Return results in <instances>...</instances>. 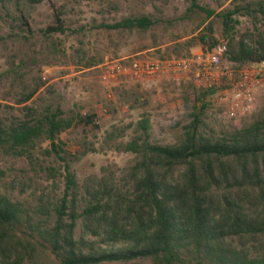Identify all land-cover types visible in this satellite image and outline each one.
Returning a JSON list of instances; mask_svg holds the SVG:
<instances>
[{
	"label": "rangeland",
	"instance_id": "374dc122",
	"mask_svg": "<svg viewBox=\"0 0 264 264\" xmlns=\"http://www.w3.org/2000/svg\"><path fill=\"white\" fill-rule=\"evenodd\" d=\"M264 0H25L0 6V123L10 127L41 120L61 112L62 119L95 117L96 129L75 125L57 136L53 153L42 137L22 150H0V196L19 204L34 224H52L53 209L66 191L64 166L76 184V210L80 214L96 191L104 188L118 196L132 191L131 169L139 158L127 148L140 144L137 124L149 122V141L159 146L176 145L191 113L199 105V87L190 74L150 77L143 81L100 80L102 66L139 58L162 61L184 59L225 42H264V17L258 3ZM53 6L61 14L64 34L48 31ZM194 6L212 13L210 19ZM249 6L251 12L245 13ZM234 13L228 36L218 18ZM144 16L155 22L146 33L105 30L124 18ZM211 25V39L201 45L196 38ZM206 36V35H205ZM238 66L223 59L218 92L202 112L200 134L216 139L264 117V88L255 91L252 111L233 117L220 103L231 88ZM221 89V90H220ZM181 170L168 178L174 184ZM115 190V191H114ZM70 200V198H68ZM76 240L99 244L78 220ZM248 244V242H247ZM264 241H249L250 250L262 249ZM264 251H262V255ZM35 264H55L48 252H39Z\"/></svg>",
	"mask_w": 264,
	"mask_h": 264
},
{
	"label": "trees",
	"instance_id": "16d2710c",
	"mask_svg": "<svg viewBox=\"0 0 264 264\" xmlns=\"http://www.w3.org/2000/svg\"><path fill=\"white\" fill-rule=\"evenodd\" d=\"M20 0H0V6ZM29 5L43 0H25ZM264 17V2L258 3ZM53 34H64L61 14L53 6ZM210 19L212 13L194 6ZM245 13L251 12L249 6ZM234 13L218 16L226 35L233 31ZM155 22L144 16L124 18L109 31L146 33ZM196 40H212L211 25ZM229 62L242 68L264 61V42L227 46ZM218 87L198 90L191 122L180 141L159 146L149 141V122L137 124L139 141L127 150L139 160L131 169L128 197L102 189L79 214L77 184L64 166L66 191L54 207L50 226L34 224L24 209L0 196V264H35L39 252H48L55 264H264V247L247 248L249 241H264V117L216 139L200 134L201 116ZM221 90V89H220ZM61 112L41 120L5 127L0 123V150L18 151L45 137L53 153L57 136L75 125L96 129L95 117L62 119ZM181 170L174 184L168 178ZM115 191V190H114ZM70 198V200H68ZM78 220L99 244L76 240ZM248 242V244H247Z\"/></svg>",
	"mask_w": 264,
	"mask_h": 264
},
{
	"label": "built area",
	"instance_id": "2783aa9c",
	"mask_svg": "<svg viewBox=\"0 0 264 264\" xmlns=\"http://www.w3.org/2000/svg\"><path fill=\"white\" fill-rule=\"evenodd\" d=\"M227 48V44L221 42L184 59L139 58L106 63L102 66L100 80L103 83H116L119 79L139 82L150 77L190 74L199 87L206 89L217 86L219 80L227 76L220 71ZM261 88H264V61L248 63L235 72L231 88L225 89L219 100L233 117H244L252 111L255 91Z\"/></svg>",
	"mask_w": 264,
	"mask_h": 264
}]
</instances>
